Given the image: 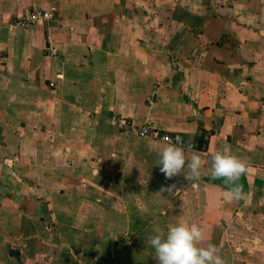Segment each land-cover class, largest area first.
<instances>
[{
    "label": "crops",
    "instance_id": "crops-1",
    "mask_svg": "<svg viewBox=\"0 0 264 264\" xmlns=\"http://www.w3.org/2000/svg\"><path fill=\"white\" fill-rule=\"evenodd\" d=\"M34 8L49 25L11 26ZM113 112L193 143L199 178L166 177L169 143ZM217 150L245 164L241 199ZM178 220L264 264V0H0V264H157L148 238Z\"/></svg>",
    "mask_w": 264,
    "mask_h": 264
},
{
    "label": "clouds",
    "instance_id": "clouds-1",
    "mask_svg": "<svg viewBox=\"0 0 264 264\" xmlns=\"http://www.w3.org/2000/svg\"><path fill=\"white\" fill-rule=\"evenodd\" d=\"M185 151L186 148L173 143L166 144L159 150L157 164L166 177H172L187 167L192 176L199 178L200 154L192 151L190 158H186ZM211 160V176L222 177L230 184L224 198L241 199L242 189L235 181L245 171L244 162L238 156L220 150L211 154ZM203 239L204 233L198 224L178 220L167 225L166 231L154 229L148 238V244L154 251L157 264H223L214 245L200 246L199 242Z\"/></svg>",
    "mask_w": 264,
    "mask_h": 264
},
{
    "label": "built area",
    "instance_id": "built-area-1",
    "mask_svg": "<svg viewBox=\"0 0 264 264\" xmlns=\"http://www.w3.org/2000/svg\"><path fill=\"white\" fill-rule=\"evenodd\" d=\"M53 19V12L51 10L43 8H34L26 16H21L13 19L11 26L27 27L30 25L45 24L49 25ZM48 52L61 59L60 55L56 51V47L50 43L47 46ZM51 86H54V82H50ZM111 120L123 131L134 132L139 136L150 137L155 140H160L167 143L177 144L180 147L190 148L194 147L193 143H187L179 133H170L159 129L148 122L139 123L134 119L127 117L126 115L113 112L110 116Z\"/></svg>",
    "mask_w": 264,
    "mask_h": 264
}]
</instances>
